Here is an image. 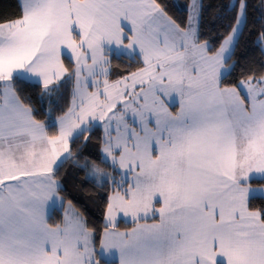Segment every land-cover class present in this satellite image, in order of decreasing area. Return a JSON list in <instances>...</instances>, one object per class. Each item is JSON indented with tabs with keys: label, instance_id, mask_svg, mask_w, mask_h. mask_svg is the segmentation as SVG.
<instances>
[{
	"label": "snow or ice",
	"instance_id": "1",
	"mask_svg": "<svg viewBox=\"0 0 264 264\" xmlns=\"http://www.w3.org/2000/svg\"><path fill=\"white\" fill-rule=\"evenodd\" d=\"M180 7L18 0L0 18V264H264V63L226 82L253 11L264 52V0ZM69 83L38 119L26 88ZM69 160L112 189L102 231L65 203Z\"/></svg>",
	"mask_w": 264,
	"mask_h": 264
},
{
	"label": "trees",
	"instance_id": "2",
	"mask_svg": "<svg viewBox=\"0 0 264 264\" xmlns=\"http://www.w3.org/2000/svg\"><path fill=\"white\" fill-rule=\"evenodd\" d=\"M164 2L169 6V11L177 16H183V10L180 7L185 3V0H164ZM206 6H211L215 8L223 3L228 2V0H203ZM250 5H258L259 0H249ZM18 0H0V18L10 17L17 11ZM211 8L206 9L204 17V29L205 36L202 39L207 38L211 35L208 25V11ZM253 17H256V23H252ZM259 13L253 11L250 16V23L247 28L244 29V34L240 37L239 43L236 47V54L233 56L234 60H238L236 68L233 69L232 74L226 77V82H232L239 78L241 70H247L250 66L259 68L261 63H264V52L261 51V45L256 41L257 31L259 28ZM113 66L115 67L120 61L113 59ZM127 64L126 58H124V63L120 65V69L117 71H122L124 66ZM134 70V69H130ZM114 78V77H113ZM71 88L72 85L69 83L62 86L59 90V95L53 93L52 97L49 98L45 96L42 100L39 97L40 89L38 87H27L26 93L31 97V103L37 109L41 111L38 113L37 118L44 120V112L51 106L53 111L51 113L50 122L54 121L55 118L61 114V110L65 109L67 105L71 102ZM102 135V128H97L92 134V139L89 141L88 145L82 148L83 155L90 156L91 159H96V153L99 150V144L97 142V137ZM83 138H81L82 140ZM79 144V141L77 142ZM76 145H73V150L75 151ZM83 159V157H81ZM98 163V161H97ZM103 167V165H101ZM60 175L63 177L65 203L71 200L75 208L84 216L90 227L96 228L98 231H102L104 226V211L105 202L107 196L111 192V187L101 188L95 185L91 181H85L84 173L76 171L72 161L69 160L64 163L63 167L60 169ZM62 211L56 215L52 216L50 222H59L62 216ZM130 223L120 221L119 227L121 229L125 227H131Z\"/></svg>",
	"mask_w": 264,
	"mask_h": 264
},
{
	"label": "crops",
	"instance_id": "3",
	"mask_svg": "<svg viewBox=\"0 0 264 264\" xmlns=\"http://www.w3.org/2000/svg\"><path fill=\"white\" fill-rule=\"evenodd\" d=\"M67 204V203H66ZM63 212V211H62ZM122 221H124L125 222V220L124 219H121Z\"/></svg>",
	"mask_w": 264,
	"mask_h": 264
},
{
	"label": "rangeland",
	"instance_id": "4",
	"mask_svg": "<svg viewBox=\"0 0 264 264\" xmlns=\"http://www.w3.org/2000/svg\"><path fill=\"white\" fill-rule=\"evenodd\" d=\"M102 128V127H101ZM123 219V218H122ZM125 220V219H124Z\"/></svg>",
	"mask_w": 264,
	"mask_h": 264
}]
</instances>
